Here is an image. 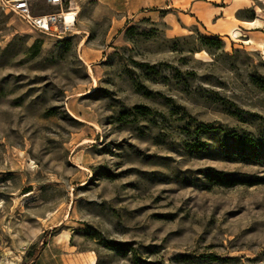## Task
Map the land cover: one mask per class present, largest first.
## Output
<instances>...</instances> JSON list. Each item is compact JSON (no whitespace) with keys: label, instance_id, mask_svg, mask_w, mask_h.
Returning <instances> with one entry per match:
<instances>
[{"label":"rangeland","instance_id":"obj_1","mask_svg":"<svg viewBox=\"0 0 264 264\" xmlns=\"http://www.w3.org/2000/svg\"><path fill=\"white\" fill-rule=\"evenodd\" d=\"M245 1L249 45L213 32L225 0H64L56 36L0 8V264H264V5Z\"/></svg>","mask_w":264,"mask_h":264},{"label":"built area","instance_id":"obj_2","mask_svg":"<svg viewBox=\"0 0 264 264\" xmlns=\"http://www.w3.org/2000/svg\"><path fill=\"white\" fill-rule=\"evenodd\" d=\"M43 2L57 8V12L33 14L32 5ZM64 0H0V8L19 18L27 27L41 35L56 36L74 27L77 13L70 7L63 8Z\"/></svg>","mask_w":264,"mask_h":264},{"label":"crops","instance_id":"obj_3","mask_svg":"<svg viewBox=\"0 0 264 264\" xmlns=\"http://www.w3.org/2000/svg\"><path fill=\"white\" fill-rule=\"evenodd\" d=\"M264 5V0H255ZM225 5L219 8L217 11H214L213 15L208 17L209 20L214 19L212 24L213 32L216 34H225L229 35L231 32L239 31L240 35L236 38L242 37L244 41L249 45L250 38L253 36V33L258 28L257 23H259V15L255 12V18L251 21L238 20L235 17V14L245 8L250 7L245 0H230L227 2L225 0ZM256 23V24H255Z\"/></svg>","mask_w":264,"mask_h":264},{"label":"trees","instance_id":"obj_4","mask_svg":"<svg viewBox=\"0 0 264 264\" xmlns=\"http://www.w3.org/2000/svg\"><path fill=\"white\" fill-rule=\"evenodd\" d=\"M204 42L207 44H210V43H214L215 44H219V41H214L213 39H204ZM219 176H222L220 173H217ZM212 180H215L218 184L220 185H223V186H229L232 184V182L230 181H227L226 179H224L223 177H216L215 179H212Z\"/></svg>","mask_w":264,"mask_h":264},{"label":"bare ground","instance_id":"obj_5","mask_svg":"<svg viewBox=\"0 0 264 264\" xmlns=\"http://www.w3.org/2000/svg\"><path fill=\"white\" fill-rule=\"evenodd\" d=\"M231 34H232L233 37H235V38L237 37V35H235L236 34L235 32H232ZM91 264H93V262Z\"/></svg>","mask_w":264,"mask_h":264}]
</instances>
